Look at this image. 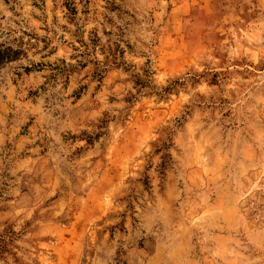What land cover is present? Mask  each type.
<instances>
[{"label":"rangeland","instance_id":"374dc122","mask_svg":"<svg viewBox=\"0 0 264 264\" xmlns=\"http://www.w3.org/2000/svg\"><path fill=\"white\" fill-rule=\"evenodd\" d=\"M20 42L0 264H264V0H0Z\"/></svg>","mask_w":264,"mask_h":264},{"label":"trees","instance_id":"16d2710c","mask_svg":"<svg viewBox=\"0 0 264 264\" xmlns=\"http://www.w3.org/2000/svg\"><path fill=\"white\" fill-rule=\"evenodd\" d=\"M25 55L26 51L21 42L17 45L0 43V69L11 62L21 59ZM27 69L30 70V68Z\"/></svg>","mask_w":264,"mask_h":264}]
</instances>
